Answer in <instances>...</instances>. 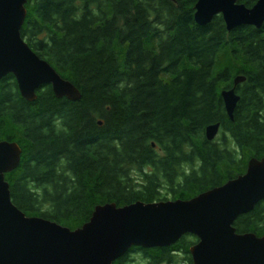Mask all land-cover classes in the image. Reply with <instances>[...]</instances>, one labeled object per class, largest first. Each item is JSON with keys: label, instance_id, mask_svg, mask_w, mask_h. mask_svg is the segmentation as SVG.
<instances>
[{"label": "trees", "instance_id": "16d2710c", "mask_svg": "<svg viewBox=\"0 0 264 264\" xmlns=\"http://www.w3.org/2000/svg\"><path fill=\"white\" fill-rule=\"evenodd\" d=\"M197 1L27 0L22 38L82 95L47 85L31 103L13 75L0 82V141L22 149L6 181L27 216L76 230L99 205L190 200L264 158V26H199ZM240 75L231 121L222 91ZM255 208L235 220L239 234L264 236V201ZM197 242L177 244L191 264ZM158 252L148 259L169 258Z\"/></svg>", "mask_w": 264, "mask_h": 264}, {"label": "water", "instance_id": "95a60500", "mask_svg": "<svg viewBox=\"0 0 264 264\" xmlns=\"http://www.w3.org/2000/svg\"><path fill=\"white\" fill-rule=\"evenodd\" d=\"M26 4L27 0H0V82L13 75L20 94L31 103L47 85L58 99L81 101L80 90L22 38ZM194 9L195 22L202 27L217 16L223 17L230 32L264 26V0L250 8L237 0H198ZM245 81L240 75L232 88L222 91L231 121L241 101L236 89ZM220 129V123L208 126L206 139L214 141ZM21 155L18 144L0 141V264H114L133 247H170L185 235L198 240L190 247L193 264H264V236L239 234L234 226L264 201V158L251 159L245 175L190 200L99 205L88 223L72 230L27 216L13 203L6 175L20 166Z\"/></svg>", "mask_w": 264, "mask_h": 264}, {"label": "flooded vegetation", "instance_id": "af4514ba", "mask_svg": "<svg viewBox=\"0 0 264 264\" xmlns=\"http://www.w3.org/2000/svg\"><path fill=\"white\" fill-rule=\"evenodd\" d=\"M246 1L249 3L254 2L252 4L255 5L259 0H246ZM237 3L243 4L240 2V0H237ZM185 236H188V235H185ZM180 241L177 244H179ZM177 244L170 246V247L153 248V249L133 247L132 249L129 250V252L124 257H122L121 259L114 262V264H116V263H118V264H191V261L188 260L189 258L187 257L185 250H183ZM151 250H158L159 251L158 253H161V250H162L164 255H169V258L164 257L162 260H161V258H160V260L148 259V255L146 254V252L151 251ZM144 251H146V252H144ZM137 254L139 256H136ZM156 256H160V255H156ZM190 256H191V254H190ZM191 258H192V256H191ZM192 264H193V260H192Z\"/></svg>", "mask_w": 264, "mask_h": 264}, {"label": "rangeland", "instance_id": "374dc122", "mask_svg": "<svg viewBox=\"0 0 264 264\" xmlns=\"http://www.w3.org/2000/svg\"><path fill=\"white\" fill-rule=\"evenodd\" d=\"M232 87H233V86H232ZM168 197H169V199L171 200L172 196H168ZM188 236L195 237V236H193V235H188ZM195 238H196V237H195ZM190 241H192V240H190ZM196 241H197V238H196ZM136 256H139V255L137 254Z\"/></svg>", "mask_w": 264, "mask_h": 264}, {"label": "bare ground", "instance_id": "6f19581e", "mask_svg": "<svg viewBox=\"0 0 264 264\" xmlns=\"http://www.w3.org/2000/svg\"><path fill=\"white\" fill-rule=\"evenodd\" d=\"M15 143V142H14Z\"/></svg>", "mask_w": 264, "mask_h": 264}]
</instances>
